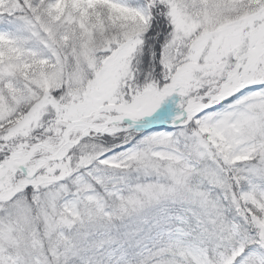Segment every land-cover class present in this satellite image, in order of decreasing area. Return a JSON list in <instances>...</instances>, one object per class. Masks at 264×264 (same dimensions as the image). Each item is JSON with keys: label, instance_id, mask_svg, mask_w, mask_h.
<instances>
[{"label": "snow or ice", "instance_id": "obj_1", "mask_svg": "<svg viewBox=\"0 0 264 264\" xmlns=\"http://www.w3.org/2000/svg\"><path fill=\"white\" fill-rule=\"evenodd\" d=\"M0 264H264V0H0Z\"/></svg>", "mask_w": 264, "mask_h": 264}]
</instances>
